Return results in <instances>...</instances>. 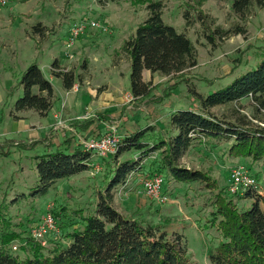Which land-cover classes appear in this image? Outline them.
<instances>
[{
	"label": "rangeland",
	"instance_id": "1",
	"mask_svg": "<svg viewBox=\"0 0 264 264\" xmlns=\"http://www.w3.org/2000/svg\"><path fill=\"white\" fill-rule=\"evenodd\" d=\"M149 1L158 0H11L0 8V224L23 232V238L28 237L32 227L49 213L62 236L51 234L47 239L57 238L59 243H67L64 235L68 229L61 227L71 229L78 220V213L93 211L98 195L109 180L110 170L106 164L108 158H93L91 162L98 171L90 167L87 172L59 182L45 196L31 194L37 182L34 158L62 149L63 141L69 135L61 128L53 129L60 121L53 118L52 112L46 117L32 111L14 112V103L23 94L17 83L30 65L35 64L51 84L57 109L66 91L61 81L50 75L54 60L64 64L66 71L80 77L69 92L76 93L79 101L84 94L90 96L82 99L77 115L84 114L91 107L92 96L105 92L103 108L89 117L105 124V130L98 135L90 133L87 138L108 134V128L114 122L120 139L139 130L151 129L146 137L149 143H153L167 135L171 112H200L191 89L206 97L260 64L264 56V8L254 9L247 22L245 37L217 40L212 45L200 35V25L185 27L181 18L184 0H161L165 4L162 21L177 33H186L196 49L197 65L173 77L144 71L142 78L150 82L155 99L163 100V91L177 83L176 88L161 103L154 104L151 98L133 100L128 91L130 65L121 49L147 18L145 5ZM203 10L210 15L208 24L211 28L230 26L232 19L228 5L208 2ZM79 22L99 23L107 31L87 28L74 45L67 47L70 30ZM37 23L48 29L43 37L32 33L31 28ZM239 107L241 109H237L233 117L231 106L213 108L210 112L231 122L239 118L250 127H264V109L256 110L248 100L241 101ZM61 130L63 132H58ZM228 149L226 142L206 141L189 152L181 164L204 173L215 182L218 190L224 191L229 185L230 172L242 166L256 178L257 189L264 194V161L230 157ZM126 157H133V154ZM142 164L144 174L149 160ZM142 173L136 176L141 178ZM162 190L168 202L157 204L140 193V185L134 178L115 193L113 207L126 218L162 224L168 233L180 234L190 262L210 264L206 252L220 239L215 229L208 225L214 210L210 206L214 193H209L204 186L182 185L171 180H163ZM250 206L251 200L237 203V208L244 211Z\"/></svg>",
	"mask_w": 264,
	"mask_h": 264
},
{
	"label": "trees",
	"instance_id": "2",
	"mask_svg": "<svg viewBox=\"0 0 264 264\" xmlns=\"http://www.w3.org/2000/svg\"><path fill=\"white\" fill-rule=\"evenodd\" d=\"M208 2L229 6L232 22L228 28L210 27V15L203 10ZM183 6L181 18L185 27L200 25V35L215 45L217 40L245 37L248 19L254 9L264 8V0H184ZM164 9L161 0L147 2V18L123 43L121 51L131 70L128 91L133 100L151 98L154 104L161 103L176 88L177 83L163 91V100L155 99L150 82L142 78L144 71L173 77L197 65L196 49L186 33H177L162 21ZM31 29L35 36L42 37L48 31L41 23ZM50 75L61 81L64 91H70L80 81L72 71L62 68L58 60L50 66ZM17 87L23 94L14 103V112L32 111L46 117L55 97L51 84L35 64L25 70ZM190 91L198 100L200 112H171L165 137L149 143L146 136L152 130L145 129L121 138L116 153L106 161L110 168L109 180L98 195L93 211L78 213L71 229L61 227L69 230L64 235L67 243L61 244L56 238L48 240L43 247L30 238V232L23 238V232L0 224V264H192L180 234L168 233L162 224L126 218L113 207L115 193L130 175L142 173L145 160H149V165L142 173L144 178L160 177L182 185H200L214 193L210 200L214 210L208 225L220 239L206 252L210 264H264V194L257 188L242 194H230L228 188L218 190L204 173L181 164L189 152L206 141L228 143L230 157L264 161V127H250L239 118L231 122L210 112L213 108L231 106L233 117L241 109L243 100L250 101L256 110L264 109V56L256 69L206 97ZM74 141V136L68 137L62 149L34 158L37 182L32 195L45 196L59 182L90 170L87 165L90 155L75 147ZM131 154L133 157H126ZM248 200H251L248 210L237 208V203ZM59 235L62 236L61 230ZM15 243L20 246L13 252Z\"/></svg>",
	"mask_w": 264,
	"mask_h": 264
},
{
	"label": "built area",
	"instance_id": "3",
	"mask_svg": "<svg viewBox=\"0 0 264 264\" xmlns=\"http://www.w3.org/2000/svg\"><path fill=\"white\" fill-rule=\"evenodd\" d=\"M11 0H0V8L8 5ZM87 28L98 29L102 32H106L107 29L99 23L95 22H87L86 24H82L79 22L78 24H74L70 30V39L67 42V47H71L74 45L75 41L79 36L83 34V32ZM130 98L128 99V102ZM113 122L111 126L108 128V134L99 137V138H90V139H82L78 142V146L81 151L84 153H88L90 155L89 161L87 165L89 168H94L95 171H98V167L91 162L93 158L97 159H105L116 153L118 146L120 144L121 139L117 135L116 125ZM58 128H63L62 123L58 122L57 127L55 126L53 129L57 130ZM137 181V184L140 185V193L145 195L147 198L152 200L157 204H163L168 202V198L163 194V180L160 177L154 178H144L138 177L136 175H130L127 182L129 180ZM126 182V183H127ZM228 192L230 194H242L245 191L256 189L257 181L250 174V172L242 167H235L229 174L228 177ZM125 183V185H126ZM124 185V186H125ZM123 186V187H124ZM59 235V230L56 228V224L54 218L51 214L46 213L41 220L35 224L30 231V238L39 243L41 246L45 247L48 243L47 236L49 235ZM20 244L12 246V251H17Z\"/></svg>",
	"mask_w": 264,
	"mask_h": 264
},
{
	"label": "crops",
	"instance_id": "4",
	"mask_svg": "<svg viewBox=\"0 0 264 264\" xmlns=\"http://www.w3.org/2000/svg\"><path fill=\"white\" fill-rule=\"evenodd\" d=\"M60 65L62 68H64V64H60ZM90 95H93V94H90ZM84 96L90 97L85 94ZM104 96H105V92L101 93L97 97L92 96L93 99L91 98L92 99L91 107L88 110H86L84 114H81V115H77V113H78V110L81 109L82 105L80 103L82 99H84L85 97L80 96V101H79L77 100L78 96L76 93L74 94L72 92L66 91L65 96H64L65 98L60 103V107L57 109L53 105L50 111L53 114V118L58 119V121L63 123L64 126L62 130H64L65 134L69 135L68 137H71V136L75 137V141H74L75 147H79L78 142L80 140L89 139L87 137L89 136L90 133L99 134V133H103V131L105 130V124H101L100 122H97L96 120H93L92 118H89L91 114L103 108V106L101 105L103 104L102 102L104 101V98H105ZM89 122H91L90 125H89ZM86 124H88L89 126H87L86 129H83L84 127H86ZM100 124L102 126H100ZM97 127L99 129H97ZM62 130L58 132L61 133L63 132Z\"/></svg>",
	"mask_w": 264,
	"mask_h": 264
}]
</instances>
